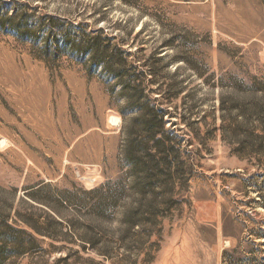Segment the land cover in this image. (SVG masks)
<instances>
[{
    "label": "rangeland",
    "instance_id": "rangeland-1",
    "mask_svg": "<svg viewBox=\"0 0 264 264\" xmlns=\"http://www.w3.org/2000/svg\"><path fill=\"white\" fill-rule=\"evenodd\" d=\"M96 36L169 113L167 164L127 158ZM259 81L264 0H0V264H264Z\"/></svg>",
    "mask_w": 264,
    "mask_h": 264
},
{
    "label": "trees",
    "instance_id": "trees-1",
    "mask_svg": "<svg viewBox=\"0 0 264 264\" xmlns=\"http://www.w3.org/2000/svg\"><path fill=\"white\" fill-rule=\"evenodd\" d=\"M97 37L94 39L97 41L94 43V48L87 51L91 53L94 59L97 58L98 61H102V64L108 70H111L118 82V87L120 88L118 94L122 97L124 103L117 110L124 120V131L127 134L125 138V154L127 158L134 161L139 160L141 157L134 154H136L137 150H143L144 147L148 156L153 158L159 156L162 162L167 164L168 157L166 154L164 155L163 149H165L167 141L165 135L167 123L165 118L169 113L166 108L143 97L142 83L137 85L132 83V78H130L128 73L132 64H129L126 58L124 59V51L118 48L112 49L108 46H100ZM146 69L150 74L154 75V64L148 62ZM254 85L261 86V90L264 91V81H259L258 84L254 83ZM251 103L252 107L247 109L249 111L248 114L260 118L264 117V102L255 93L251 97ZM128 108L136 110L135 117L129 119L126 110ZM247 130L249 131V128ZM252 131H257V134L260 135L263 134L264 124L252 129ZM235 250L233 248L230 251L233 252ZM225 255H228V251L225 252Z\"/></svg>",
    "mask_w": 264,
    "mask_h": 264
}]
</instances>
